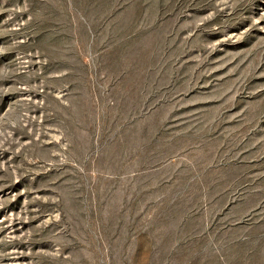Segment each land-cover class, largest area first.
Instances as JSON below:
<instances>
[{
  "label": "rangeland",
  "instance_id": "obj_1",
  "mask_svg": "<svg viewBox=\"0 0 264 264\" xmlns=\"http://www.w3.org/2000/svg\"><path fill=\"white\" fill-rule=\"evenodd\" d=\"M0 264H264V0H0Z\"/></svg>",
  "mask_w": 264,
  "mask_h": 264
}]
</instances>
